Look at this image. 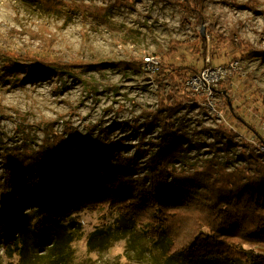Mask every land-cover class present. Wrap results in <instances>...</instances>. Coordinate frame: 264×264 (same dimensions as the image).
<instances>
[{"label":"rangeland","instance_id":"1","mask_svg":"<svg viewBox=\"0 0 264 264\" xmlns=\"http://www.w3.org/2000/svg\"><path fill=\"white\" fill-rule=\"evenodd\" d=\"M118 1L0 0V188L5 158L38 149L49 130L113 145L111 162L133 161L135 177L175 137L183 151L170 170L202 182L219 167L252 173L254 158L264 159V56L243 50L245 42L264 50V0H203L202 15L184 0ZM86 4L112 7L96 16ZM48 56L102 65L28 67ZM147 56L158 68L146 67ZM9 60L19 71H7ZM22 212L0 224L13 234L0 231V264H264V245L246 242L248 260L171 256L163 236L103 206L51 226L36 202Z\"/></svg>","mask_w":264,"mask_h":264},{"label":"trees","instance_id":"2","mask_svg":"<svg viewBox=\"0 0 264 264\" xmlns=\"http://www.w3.org/2000/svg\"><path fill=\"white\" fill-rule=\"evenodd\" d=\"M184 1L202 15L203 0ZM81 7L102 16L112 5ZM243 44L247 57L264 56L263 49L248 42ZM34 61L28 67L84 69L102 65L80 59L67 62L49 56ZM18 67L17 62L9 60L7 71L16 73ZM169 69L174 68L163 71L172 73ZM176 73L180 75L179 71ZM74 135L76 140L72 141L49 130L38 149L17 150L5 158L0 224L4 221L9 224L14 217L24 220L22 207L27 201L38 203L39 216L46 226L82 206H103L149 227L151 237L163 236L171 256L248 260L241 243L264 245V159L254 158L252 173L245 168L225 173L219 167V172L206 174L212 180L202 182L195 174L170 170L169 163L183 151L181 140L175 137L152 156L149 173L135 177L133 161L111 162L113 145L98 149L89 142L88 135L76 131ZM79 158L84 159L82 164L77 163ZM102 167L104 175L100 178ZM23 180L26 185L21 184ZM19 188H22L20 195ZM2 230L8 239L13 237L10 226H3Z\"/></svg>","mask_w":264,"mask_h":264},{"label":"built area","instance_id":"3","mask_svg":"<svg viewBox=\"0 0 264 264\" xmlns=\"http://www.w3.org/2000/svg\"><path fill=\"white\" fill-rule=\"evenodd\" d=\"M158 60H156L153 56H147L145 58V65L150 68V70H155L158 68ZM258 153L264 157V140L258 145Z\"/></svg>","mask_w":264,"mask_h":264}]
</instances>
